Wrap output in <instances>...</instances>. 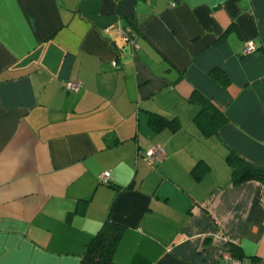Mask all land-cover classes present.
Returning <instances> with one entry per match:
<instances>
[{"label": "crops", "instance_id": "crops-1", "mask_svg": "<svg viewBox=\"0 0 264 264\" xmlns=\"http://www.w3.org/2000/svg\"><path fill=\"white\" fill-rule=\"evenodd\" d=\"M228 151L264 166V0H0V264H78L106 218L113 264H264V184Z\"/></svg>", "mask_w": 264, "mask_h": 264}, {"label": "trees", "instance_id": "trees-1", "mask_svg": "<svg viewBox=\"0 0 264 264\" xmlns=\"http://www.w3.org/2000/svg\"><path fill=\"white\" fill-rule=\"evenodd\" d=\"M211 73L215 77L220 74L217 73V70H212ZM190 100L199 106L193 119L195 124L205 134H215L217 129L225 122L223 114L200 93L193 92ZM162 121V117L155 115V113H150V123H156V125L161 126ZM225 158L231 166V183L239 184L246 180H256L264 184V166L251 164L232 151H228ZM83 201L84 200H82V202ZM82 202H80L79 207H81ZM122 230L123 226L120 223L106 218L86 241L78 264H113V252L121 236ZM229 250L231 251V249ZM231 253L234 255L233 252Z\"/></svg>", "mask_w": 264, "mask_h": 264}, {"label": "built area", "instance_id": "built-area-1", "mask_svg": "<svg viewBox=\"0 0 264 264\" xmlns=\"http://www.w3.org/2000/svg\"><path fill=\"white\" fill-rule=\"evenodd\" d=\"M119 34L121 35L122 39L129 44V47L131 51H133L136 48V41L135 36H132L130 34L129 28L123 27L118 29ZM254 45L251 41H247L241 52L243 54L246 53H253L254 51ZM80 83L76 81H65L63 84V87L67 91H76L79 88ZM163 154L162 148L160 145H152L148 147L143 152V158L147 163H151L154 159L160 158ZM109 173L108 171H102L99 173V182L105 183L107 182ZM217 264H240L239 260L231 253L229 249L222 251L217 259Z\"/></svg>", "mask_w": 264, "mask_h": 264}]
</instances>
